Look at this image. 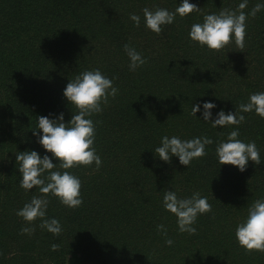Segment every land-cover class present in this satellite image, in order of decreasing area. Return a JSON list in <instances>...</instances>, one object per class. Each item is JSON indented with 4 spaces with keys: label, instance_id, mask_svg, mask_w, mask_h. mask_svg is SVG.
<instances>
[{
    "label": "trees",
    "instance_id": "16d2710c",
    "mask_svg": "<svg viewBox=\"0 0 264 264\" xmlns=\"http://www.w3.org/2000/svg\"><path fill=\"white\" fill-rule=\"evenodd\" d=\"M181 2L0 0V264H264V253H246L235 236L249 207L264 200V119L254 111L240 113L245 121L238 139L254 141L262 159L260 165L249 161L244 172L220 165L216 154L237 126L214 128L203 120L206 102L216 105L214 121L221 110L235 113L250 95L264 92V8L250 14L264 0H247L243 52L233 42L219 53L193 42L191 26L222 9L236 11L243 0H189L199 12L177 14L160 35L145 26V7L175 12ZM130 14L140 16L139 27ZM125 44L147 63L130 71ZM96 69L119 90L90 117L102 164L98 170L95 164L69 170L81 181L79 208L45 197L46 217L63 229L56 236L40 228V220L30 225L16 215L33 196L43 195L20 187L16 154L34 150L52 157L33 135L38 117L63 113L68 123L77 110L64 89ZM165 135L206 136L213 143L187 168L176 156L169 164L155 155ZM166 191L179 198L199 192L212 205V212L198 216L195 235L179 232L177 218L163 206ZM160 224L171 246L157 231ZM25 227L35 232L22 234ZM53 244L59 249L53 251Z\"/></svg>",
    "mask_w": 264,
    "mask_h": 264
},
{
    "label": "clouds",
    "instance_id": "9594fccd",
    "mask_svg": "<svg viewBox=\"0 0 264 264\" xmlns=\"http://www.w3.org/2000/svg\"><path fill=\"white\" fill-rule=\"evenodd\" d=\"M247 7V0L239 4L238 10L222 9L218 14H208L203 17V23H195L191 26L190 39L201 47L206 46L210 51L219 53L227 46L235 43V46L243 52L245 48L246 19L243 11ZM264 8V4H257L251 11L255 17L256 13ZM196 4L189 3V0H182L175 12L164 8L150 10L145 7L143 11L145 26L157 35L163 31V26L174 22L176 15L181 18L193 12H199ZM136 27L140 26L141 18L137 14H130L129 17ZM124 51L129 57V70L135 71L145 65L147 60L141 53L137 52L130 44H125ZM118 89L113 86L112 79L104 76L99 69L94 71L86 70L77 75L74 80L69 81L64 89V97L73 105L77 114H74L68 123L64 122V115L61 113L57 119H50L45 116L38 117V130H33V135L38 137V143L52 154L50 158L44 155L41 158L36 151H24L16 154L18 170L22 176L20 187L26 192L38 188L43 194L40 197L33 196L29 203L16 212L30 225L40 220V228L46 229L53 235L59 236L63 229L60 222L53 218L48 219L46 212L49 201V194L59 199L61 204L71 209H77L83 204L81 198V181L71 174L70 169L77 167H91L95 164L98 170L102 164L101 158L94 148L96 137L95 124L90 118L93 114L101 113V105L108 104L109 97L113 99L118 94ZM215 104L206 102L203 104V120L211 122L212 127H225L235 125L237 130L228 134L227 141H221L216 147V154L220 165H232L244 172L248 162L255 165L262 162L261 154L256 143H245L238 139L240 133L238 126L245 121V116L240 113L255 112L264 119V92L250 95L247 103H242L235 110V113H225L221 110L216 119L212 120L211 110ZM200 110L197 104L192 107V114ZM42 132V135L40 133ZM213 141L208 137H197L191 140H181L177 136L169 138L167 135L161 139V145L156 147L154 153L165 163H171L172 157L179 158V163L189 168L194 159H200L207 155L206 145ZM52 158L59 161L52 162ZM57 167L64 171L56 170ZM47 173V176L44 174ZM163 206L166 211L175 215L180 233L195 235L197 229L194 227L199 215L212 212V205L206 197H201L199 192L193 193L190 198H179L174 191H166L163 196ZM157 231L162 233L168 246L173 240L167 238V229L163 224L157 225ZM22 234H32L35 227H25ZM239 245L246 253H264V200H256L248 209L245 221L238 224L235 231ZM52 250L59 249L58 244H53Z\"/></svg>",
    "mask_w": 264,
    "mask_h": 264
}]
</instances>
